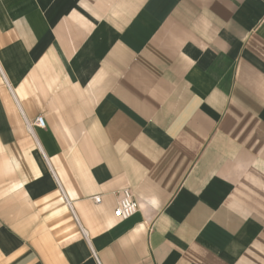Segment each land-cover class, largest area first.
Returning a JSON list of instances; mask_svg holds the SVG:
<instances>
[{
	"label": "crops",
	"instance_id": "0c3cea01",
	"mask_svg": "<svg viewBox=\"0 0 264 264\" xmlns=\"http://www.w3.org/2000/svg\"><path fill=\"white\" fill-rule=\"evenodd\" d=\"M89 246L264 264V0H0V264Z\"/></svg>",
	"mask_w": 264,
	"mask_h": 264
},
{
	"label": "built area",
	"instance_id": "2783aa9c",
	"mask_svg": "<svg viewBox=\"0 0 264 264\" xmlns=\"http://www.w3.org/2000/svg\"><path fill=\"white\" fill-rule=\"evenodd\" d=\"M32 124V125H31ZM27 127H32L37 126V127H44V121L42 119V117H37L34 119V121L32 123L26 122ZM38 149L42 155V157L44 158L46 164L48 165V161L44 155V153L41 151L40 147L38 146ZM49 167V165H48ZM50 169V168H49ZM50 172L53 175L52 170L50 169ZM120 194V196L118 195ZM117 195V202H116V207L114 209V215L117 218L123 217V218H129L131 216H133L139 209L138 206V202L135 199L132 191L130 189H123L120 191V193H116ZM93 201L96 204H99L101 202V197L100 196H96L93 197ZM90 248V253L91 256L95 259L96 263L99 264V261L97 259V255L95 253V251L91 248V246H89Z\"/></svg>",
	"mask_w": 264,
	"mask_h": 264
},
{
	"label": "rangeland",
	"instance_id": "374dc122",
	"mask_svg": "<svg viewBox=\"0 0 264 264\" xmlns=\"http://www.w3.org/2000/svg\"><path fill=\"white\" fill-rule=\"evenodd\" d=\"M32 123V122H31ZM32 125V124H31ZM34 126V125H33Z\"/></svg>",
	"mask_w": 264,
	"mask_h": 264
}]
</instances>
